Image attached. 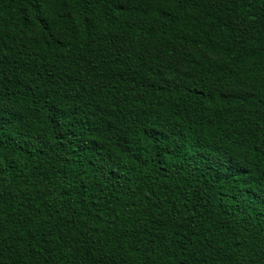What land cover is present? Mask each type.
Returning a JSON list of instances; mask_svg holds the SVG:
<instances>
[{
  "label": "trees",
  "instance_id": "16d2710c",
  "mask_svg": "<svg viewBox=\"0 0 264 264\" xmlns=\"http://www.w3.org/2000/svg\"><path fill=\"white\" fill-rule=\"evenodd\" d=\"M0 264H264V0H0Z\"/></svg>",
  "mask_w": 264,
  "mask_h": 264
}]
</instances>
